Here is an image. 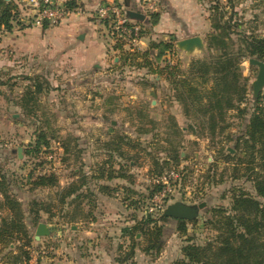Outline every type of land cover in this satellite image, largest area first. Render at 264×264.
<instances>
[{
    "label": "rangeland",
    "instance_id": "rangeland-1",
    "mask_svg": "<svg viewBox=\"0 0 264 264\" xmlns=\"http://www.w3.org/2000/svg\"><path fill=\"white\" fill-rule=\"evenodd\" d=\"M13 1L22 17L24 0ZM196 2L200 9L203 7L205 20L207 11L215 6L216 0ZM153 3L154 9H157V2ZM217 3L224 13L221 23L231 18L230 33L237 45L239 38L236 34L241 32L264 38V0H219ZM192 19L195 18L192 16ZM99 25L106 47L112 38L105 25ZM27 29L34 28L14 27L12 33H0V174L11 176L14 186L24 185L30 172L33 175L54 172L63 183L66 178L71 179L76 168L87 171L92 167L98 170L104 165H112L118 170V165L121 166L129 179L96 183L98 187H107L109 192L105 195L107 198L92 192L97 216L93 215L99 217L98 221L105 228V211L121 212L122 221L119 223L126 219L143 220L144 223L149 222V228L154 225L159 227L162 234L159 251L145 254L141 247L148 248L153 236L143 235V231L135 232L132 242L138 243L140 250L135 251L128 264H173L181 260L185 246L204 245L217 235L208 222L216 216L213 211L229 209L232 192L244 191L255 196L252 182L246 176H239L243 175L242 171L236 173L237 161L226 158V155L235 154L232 140L242 134L248 124L249 110L243 117L237 112H229L227 128L222 133L217 129L211 138L206 125L183 115L167 81L156 80L141 69L117 67L109 47L107 52L110 55L102 68L91 67L87 72L70 75L75 71L73 58L66 56L65 60H58L56 56H50L38 47L44 34H31L25 32ZM210 32L209 27L201 37L204 42L202 51L195 50L191 54L177 51L174 60L168 58L169 63H178L186 72L188 61L206 55L205 38ZM33 43L37 48L31 46ZM97 70L102 72L96 74ZM242 73L246 78L245 103L249 109L253 103L251 83L257 68L246 61L242 64ZM35 75L45 79L44 90L33 95L34 104L30 105L33 113L26 114L20 104L27 93V86L31 87L32 82L23 77ZM260 95L264 100V89ZM175 128L180 133H176ZM190 128L196 131L197 136L191 133ZM39 133L46 134L50 150L36 159L26 161L22 157L19 160L17 149L21 148L23 155ZM117 137L122 139L120 144L116 143ZM62 143L71 150L68 156ZM117 147L122 157L117 155ZM176 152L179 156L177 163L169 158V154ZM167 188L172 192L163 194ZM55 191L38 190L35 197H47L52 203ZM155 196H159L155 203L164 209L175 202L196 208L202 203L205 206L197 210L193 220L186 221L185 233L181 234L177 231V220H163L162 213H147V209L155 204ZM258 200L264 205L263 199ZM73 211L71 207L67 208L64 213L67 215L62 214V220L56 213L51 220L45 219L50 227V236L71 233L67 220ZM117 219H108L106 223L113 224ZM42 239L47 242H41ZM66 242L72 243L73 239L66 241L55 237L48 240L44 237L34 240L32 250L37 262L40 264L47 253H53ZM110 242H113L110 243L113 250L122 244L118 239H111Z\"/></svg>",
    "mask_w": 264,
    "mask_h": 264
},
{
    "label": "trees",
    "instance_id": "trees-1",
    "mask_svg": "<svg viewBox=\"0 0 264 264\" xmlns=\"http://www.w3.org/2000/svg\"><path fill=\"white\" fill-rule=\"evenodd\" d=\"M217 2L219 0H216L215 6L207 11L208 14L210 12L207 19L211 29L205 38L207 53L202 58L190 60L186 72L181 70L178 63L173 65L169 63L168 59H164L167 53L175 54L177 52L175 49L176 39L173 36H170V39L166 41L150 40L144 51L126 50L120 42L114 43L112 48L119 55L117 67L144 69L147 74L167 81L173 91L174 100L181 105L183 115L189 120L197 119L201 125H206L207 134L211 138L214 137L217 129H219V133H222L227 128L226 119L229 112H237L239 116L243 117L248 110L250 111L249 121L244 131L232 140L235 154L226 155V158L237 161L235 163L236 173L238 170L242 171L243 175L239 176H246L247 180L252 182L255 196L244 191L232 192L229 209L219 208L217 211H213L216 216L208 222L217 235L204 245L185 246L182 249V259L173 264H264V205L258 200V198L264 200V100L261 95L257 99L253 98V103L247 109L245 103L246 78L242 73V64L249 59L255 58L264 61V38L241 32L236 34L239 38L237 45L230 33L231 18L229 17L221 23L224 13L219 10ZM66 7L77 6L69 2ZM157 21L158 14H152L149 21L151 26L155 25ZM24 26L16 3L13 0H0V33L11 32L14 27L22 29ZM23 78L32 82L31 87L27 86L25 98L22 99L21 104L19 103L21 109L23 108V111L28 114L32 112L30 105L34 104L33 95L40 94L44 90L45 79L36 75ZM192 128H190L191 133L197 136L196 131ZM176 133H180V130L176 129ZM45 135V133H39L35 140L28 144L27 149L23 151L26 161L32 158L36 159L43 152L50 150L51 144ZM117 140L116 143L122 142L119 137ZM61 146L65 155L68 156L71 153L69 147L64 143ZM116 150L117 155L122 157L118 147ZM109 157L111 158V156ZM169 158L177 163L178 153L169 154ZM106 167L107 165H104L95 170L94 178L96 180L129 179L121 166L118 165V170L113 169L112 165ZM0 176V194L12 213V219L3 220L0 225V238L6 239L5 237L9 235L8 231L14 230L18 234L17 239L2 242L7 245L18 241L17 249L28 260L26 249L32 248L33 238L22 223L23 213L20 203L15 197L8 195L6 177L5 175ZM85 178L82 177L77 183L73 181L68 187L60 190L57 176L54 173H39V175L28 173L24 185L30 192L38 189L56 190L52 203H50L51 201L46 203L41 200L32 201L33 224L36 225L40 221V211L49 214L48 219L51 220L55 216L54 213L61 217L70 207L74 211L67 223H74L77 217L93 220L91 209L85 210L81 207L79 199L84 195V199H88V204L90 205L92 202L95 206L94 194L87 187L85 193L77 194L82 186H86ZM98 188L101 194L106 195L109 192L107 187L100 186ZM62 219L64 217H61ZM161 219L167 218L161 217ZM177 222L179 225L177 231L184 234L186 221L177 220ZM148 223H144L143 220L135 221L133 226L124 229L129 243L124 249L123 244L119 245V254L116 257L118 263H130L135 251L140 250L139 244L133 243L135 241L132 242L135 232L143 231V235L153 236L152 243L148 248L141 247L145 254L159 251L161 229L156 225L149 228Z\"/></svg>",
    "mask_w": 264,
    "mask_h": 264
},
{
    "label": "crops",
    "instance_id": "crops-1",
    "mask_svg": "<svg viewBox=\"0 0 264 264\" xmlns=\"http://www.w3.org/2000/svg\"><path fill=\"white\" fill-rule=\"evenodd\" d=\"M57 1L65 6L69 2L71 4H76V6L80 8L81 12L79 14L73 15L57 27L27 29L25 32L29 31L28 33L35 35H40L41 33L44 34L43 39L40 38L39 40L38 47L48 52L50 56H56V59L58 60H65L66 56L72 57L75 71L70 75H78L81 72H87L86 70L91 67L102 68L107 63L108 56L110 55L109 52H107V47L109 46L105 47L103 41V30L101 29V27H99L100 25L96 23L93 16L96 8L102 3H114L124 6V4L128 2L130 10L139 12L144 16L143 21H137L142 26L143 33L141 46L137 51H144L145 49H147L150 40L166 41L170 39V36H173L176 39V42L194 36H198L201 38L203 37V33L207 32L210 27L209 21L207 19L208 14H206V18L204 20V9L203 7H201V9L199 8L198 2H196V0ZM144 1L157 2V9H154V11L158 13V21L153 26H151V24L149 23L152 12L146 14L141 8V4ZM192 16L195 18L194 20L192 19ZM13 30L14 28L11 32L3 33H12ZM31 46L33 48H37L36 43H33ZM109 49L114 55L113 59L115 64H118V52L114 51L110 47ZM175 49L179 51L176 48V45ZM171 53H167L164 59H171L172 57V59L174 60V54ZM188 64L189 61L185 64V66H187ZM141 70L146 72V70L144 69ZM100 72L102 71L97 70L96 74H99ZM155 79L163 81V79L158 77H155ZM49 173L54 172H47V174ZM54 175L57 176L60 190L68 187L69 184L73 181L77 183L79 179H81L82 177H86V186H82L77 194L85 193L84 191L87 187L94 194H97L98 196H105V194H101L100 192H98V185H96V183L105 184L106 182H110H103L102 180L96 181L94 178V167L89 168L87 171L79 168L74 169V173L71 175V179L66 178L63 183L60 181L61 177H58L56 173H54ZM5 177L9 189L8 195H10L11 197H15L16 200L20 203V208L23 213L22 223L26 226L28 231H30L34 241V234L38 224L43 223L47 227H49V225H47V223L45 222V219L49 217V214L40 211V221L36 225H34V214L31 211L32 201L41 200L44 203L49 202L47 197L42 199L36 198L35 192L38 190H46L51 192V189H38L30 192L28 190V187L25 185H20V187L14 186L11 180V176L9 177L6 175ZM90 181L94 184H91ZM79 200L81 201V207L85 208V210L91 209V212L93 214H96L94 203L91 202V204L89 205L87 202L88 199H84V195H82ZM105 212V217H107L103 219L105 222L104 225L107 226L105 228L103 227V224L98 221L99 217L96 218L92 214L94 217L93 220L77 217V219L74 220V223L69 224V229H72L69 235H65L64 233H52V236L49 235V237H47L48 240L57 237L59 239H66V241H70L71 239H73V242L69 244H67L68 242H66V244H62V247L54 250L53 253H47V256L43 257V261L40 264H120L116 261V257L119 254V245L117 246V249L113 250L110 244L113 242H110V240H121L122 244L124 245V249L126 247V244H128V238L126 236L127 234L124 233V229L133 226L136 220L126 219L125 222L119 223L120 221H122V218H120L121 212ZM10 219H12V213L7 207L2 194H0V225L3 220L9 221ZM108 219L112 221H115L117 219V222H113V224L106 223ZM8 234L9 235L5 237L6 239L0 238V264H39L32 248L26 249L29 256V259L27 260L24 258V256H22L20 250L17 249L19 245L18 241L14 244L7 245L2 242L17 239L18 237V234L14 230L8 231ZM43 240L45 241V239H42L41 242H43ZM20 256L22 257L20 258Z\"/></svg>",
    "mask_w": 264,
    "mask_h": 264
},
{
    "label": "built area",
    "instance_id": "built-area-1",
    "mask_svg": "<svg viewBox=\"0 0 264 264\" xmlns=\"http://www.w3.org/2000/svg\"><path fill=\"white\" fill-rule=\"evenodd\" d=\"M24 14L21 17L22 23L28 28L57 27L64 23L73 15L81 12L80 8H68L57 0H24ZM154 3L144 1L141 8L148 14L154 10ZM127 9L123 5L114 3H102L94 12L96 23L105 25L112 42L108 45L112 48L113 44L120 42L124 49L129 51L139 50L142 42V26L139 22L130 19L126 14ZM113 49V48H112ZM41 174H44L42 172ZM167 188L164 193H171ZM159 196H155V200ZM164 207L155 203L147 209V213H163Z\"/></svg>",
    "mask_w": 264,
    "mask_h": 264
},
{
    "label": "water",
    "instance_id": "water-1",
    "mask_svg": "<svg viewBox=\"0 0 264 264\" xmlns=\"http://www.w3.org/2000/svg\"><path fill=\"white\" fill-rule=\"evenodd\" d=\"M124 7L127 9L126 14L130 19L136 21L144 20V16L142 14L129 9L128 2L124 4ZM176 48L180 52H184L185 54H191L195 50L202 51L204 49V42L202 38L194 36L177 41ZM248 64L252 67L257 68V74L255 76V79L251 83L253 98L257 99L261 91L264 89V61L252 58L248 60ZM16 153L18 159L21 160L23 157L21 148H18ZM204 206L205 204L202 203L196 208L187 206L181 202H175L166 206L162 213V217L174 220L191 221L197 216V210L203 208ZM49 235V228L45 224L40 223L37 225V228L35 230L34 240L39 241L40 238L49 237Z\"/></svg>",
    "mask_w": 264,
    "mask_h": 264
}]
</instances>
